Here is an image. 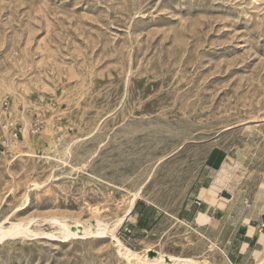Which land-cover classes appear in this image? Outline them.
Returning a JSON list of instances; mask_svg holds the SVG:
<instances>
[{"label": "rangeland", "instance_id": "1", "mask_svg": "<svg viewBox=\"0 0 264 264\" xmlns=\"http://www.w3.org/2000/svg\"><path fill=\"white\" fill-rule=\"evenodd\" d=\"M5 122L21 134L0 153V224L28 230L0 240V264H133L50 218L112 223L144 183L151 219L117 229L126 246L230 264L178 212L214 148L234 166L217 195L264 209V0H0Z\"/></svg>", "mask_w": 264, "mask_h": 264}, {"label": "crops", "instance_id": "2", "mask_svg": "<svg viewBox=\"0 0 264 264\" xmlns=\"http://www.w3.org/2000/svg\"><path fill=\"white\" fill-rule=\"evenodd\" d=\"M229 159H226V153L222 149L214 148L210 152L205 162L206 174L199 179L201 188L195 194L196 199L205 201L202 206L195 204L196 199L190 203L186 202L179 210L178 218L209 242L217 245L233 264H256L264 252V230L261 227L264 209L254 216L249 214L246 208L239 204V198H230L229 191L225 188L216 195L214 202L204 199V189L212 186V174L219 171ZM140 203L138 200L125 222L146 227L151 217L145 214L146 209L138 211Z\"/></svg>", "mask_w": 264, "mask_h": 264}, {"label": "bare ground", "instance_id": "3", "mask_svg": "<svg viewBox=\"0 0 264 264\" xmlns=\"http://www.w3.org/2000/svg\"><path fill=\"white\" fill-rule=\"evenodd\" d=\"M14 145H15V143L12 144L13 147H14ZM70 146H71V142H70V145L67 146L65 149L66 154L70 150ZM16 147H18V146H16ZM53 147H56V146H53ZM230 159L227 162H225V164L219 170V174L216 177L215 182L212 184V186L209 189H207L208 194L212 198L216 197L218 189L220 188V185L225 182V179H224L225 176L228 174L230 175V173L234 167V166H232ZM145 188H146V184L144 183L136 191H133L131 193L130 198L127 202V207H126L124 213L117 216L113 222L111 221L112 223H110L108 221H105V222H100V221L99 222L98 221L92 222L91 221L89 226H88V229L86 231H82L80 233V232H76L75 229L72 227V225L65 218L52 217V218H50V220L59 225L60 231L62 232V237L65 239H70L73 236H77V235H105V234H110L113 237L114 241L116 242L120 254L124 258H126L129 262H131L133 264H152V263H155V264H211V263L206 262V261H197V260L192 259V258H182V257L174 256V255L163 254L161 252L154 253V251L152 249L146 250L145 252H139V251H136V250L126 246L118 238V236L116 234L117 229L125 222L127 217L131 214V212L133 211L137 201L142 199V196H143L142 193H143ZM26 230H28V229L25 225V222H23V221H11L10 226H4L3 224H0V240H4L7 237H14L15 235L21 234V233L25 232ZM211 247L219 248L217 245H215L213 243H211ZM261 255H262V253H261ZM261 258L262 257H259L258 261ZM228 260H229V258H228ZM230 264H233V263L230 261Z\"/></svg>", "mask_w": 264, "mask_h": 264}, {"label": "built area", "instance_id": "4", "mask_svg": "<svg viewBox=\"0 0 264 264\" xmlns=\"http://www.w3.org/2000/svg\"><path fill=\"white\" fill-rule=\"evenodd\" d=\"M9 108L10 107H7V110H9ZM18 124H19L18 122H16V123L5 122L0 127V133L9 135L8 137H6L2 141H0V153L2 152V147L4 148L7 145L8 141L16 140L20 136L21 130L19 129ZM3 137H4V135L0 137V140ZM195 204L197 206H202L203 201L201 199H196ZM261 227L264 228V222L261 223Z\"/></svg>", "mask_w": 264, "mask_h": 264}]
</instances>
